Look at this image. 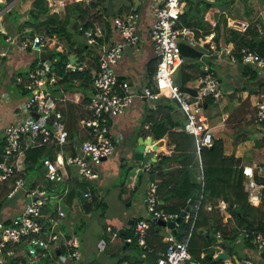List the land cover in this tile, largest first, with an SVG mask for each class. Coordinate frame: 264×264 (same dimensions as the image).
I'll return each mask as SVG.
<instances>
[{
  "label": "built area",
  "instance_id": "2783aa9c",
  "mask_svg": "<svg viewBox=\"0 0 264 264\" xmlns=\"http://www.w3.org/2000/svg\"><path fill=\"white\" fill-rule=\"evenodd\" d=\"M56 1L63 3L76 0H52L51 6H55ZM6 4L7 0H0V59L8 55L9 45L13 42H17L16 46L20 49L30 48L36 52L47 50L51 39H54L53 46L61 47L60 39H55V36L8 35L2 19ZM181 7L182 0H159L152 6L153 18L149 36L156 57V65L150 86H134L126 79H118L114 69V65L122 57L124 47L136 46L140 40L137 25L139 13L136 10H129L110 16V23L119 33L121 40L101 50L97 68L89 84L81 87L88 88V114L79 121V126L85 131V138L78 140L73 155L62 154L61 147L68 142V131L56 100L42 88L43 85L54 83L60 76L46 62L41 61L27 70L26 81L19 76L16 77V82L23 84L27 95L17 104L19 106L17 117L6 123L0 133V185L11 182V187L5 194L6 198H11L16 192L22 190L27 200L19 213L0 216V264L13 262L31 264L41 256L47 257L54 264H76L82 258L81 236L77 232L64 234L56 228V218L49 222L48 227H44L41 217L43 205L49 197L48 191L45 188L27 186L22 175L15 176L17 172L24 173V170L12 161L22 153L25 147L48 143L59 148L54 158L45 157L42 160L44 178L47 181L54 184L63 181L67 167H74L75 174L81 182L94 179L98 176L94 167L102 159L110 156L115 149V141L110 132L112 120L124 113L136 99H140L149 109H156L160 97L165 95L173 99L183 112L184 120L179 129L194 136L198 152L201 147L209 146L213 141L203 112L204 100L209 97L217 101L224 93L212 69V61L225 54L231 62L241 61L253 69L264 71V57L254 50L241 47L237 57L238 54H235L233 46L225 45L218 49L216 44L210 42L208 35L198 40L189 26L180 23ZM83 34L87 45L96 43L98 36L96 29L88 27L84 29ZM202 41L208 43V46H203ZM181 42L199 49L200 56L206 57L200 64L194 94L189 93L188 89H181L177 83L178 80L173 79L174 70L186 59L181 54L179 47ZM11 48H14L13 45ZM65 68L75 70V68L80 69L81 66L67 62ZM71 80L78 85L76 78ZM0 96L7 97L8 89L1 92ZM254 106V120L264 128L263 94L255 99ZM32 112L38 113L39 116L34 118ZM243 174L247 177L244 189L247 191L248 201L256 205L261 199L262 185L254 181L250 169L243 168ZM156 187L154 180L146 183L143 199L146 215L137 218L132 227L136 243L143 248L146 247V235L151 221L173 220L178 215L156 206ZM65 191L66 188L63 194ZM83 195L87 199L90 198L89 191H85ZM61 199L62 197H59L57 201V217L64 215ZM186 202L190 203V197L186 199ZM205 208L208 210L215 208L225 219L229 217L227 203L223 200H218L214 207L206 204ZM163 227L167 229L162 236L164 248L159 251L154 264H194L187 248V240L178 239L171 229ZM117 230L106 225V231L111 240L117 235ZM249 235L255 248L263 251L264 233L242 229L237 238L242 239ZM216 236L219 237V233H216ZM126 240L129 242L130 238ZM21 243L24 246L20 250L16 251L12 248V245ZM105 244L104 238L99 237L96 248L104 250ZM243 263L251 264L248 260H244Z\"/></svg>",
  "mask_w": 264,
  "mask_h": 264
},
{
  "label": "crops",
  "instance_id": "0c3cea01",
  "mask_svg": "<svg viewBox=\"0 0 264 264\" xmlns=\"http://www.w3.org/2000/svg\"><path fill=\"white\" fill-rule=\"evenodd\" d=\"M31 1L32 0H7V4L4 5L5 8L2 12V19L8 35L11 36L19 34L21 37L29 36L27 35L28 28L27 26H24L23 23L27 19ZM46 1L51 11L60 5V7L56 9V12L61 14H63V5L65 3H69V1H64L63 3L56 1L54 5L57 6L52 8L50 6L52 0ZM157 1L159 0H111L113 15L127 12L132 10L133 7H135L136 11L139 13L137 25L140 34V40L136 46H125L121 59L114 65L118 79H126L134 86H150L152 84V74L156 65V57L154 55L152 42L149 36V30L150 23L153 18L151 11L152 6H154ZM205 1L211 3L212 7L205 10L202 25L204 29L210 30L207 35L210 37V42L216 44L218 49L223 48L225 45H227V43H230V41L226 42L225 40L226 35L223 30L224 24V27L227 28L243 29L244 27H249L252 30L255 27V29L258 28V30L264 32V7H261L259 14L256 13L253 10L254 7H252L250 15L246 14L245 18L240 20L230 17V10L237 5L236 1ZM106 2L107 0L105 1V7ZM251 2L254 4L253 0H251ZM96 10V13L92 12L90 14L92 22L91 24L87 25L86 28L90 27L96 29L98 31V36L96 38V43L92 46H89L88 52L85 53V51H83V53H78L77 44H79L84 49H87L88 47L83 33L71 32L70 42L67 41L69 46L73 49V53L76 56L79 65L82 66H90L94 59L92 58V54L96 55L98 60L99 53L102 49L121 40L119 33L112 27L110 23V15L107 14V11L102 12L99 11L100 9ZM16 13H18V21L16 20L15 16ZM247 16L248 18H246ZM83 22L84 21H81V23ZM215 24L220 25V29H216L214 26ZM80 26L82 25H79L78 28ZM201 29L202 28L198 29V31ZM78 36H80L82 40H79ZM216 37L217 40H215ZM55 39L58 40L59 38L55 36ZM53 41L54 39H51L49 44L50 47L45 50L46 52L50 53V58L51 53L54 51H64L68 56L62 39H60L61 47L58 45L53 46ZM16 44L17 42L10 43L8 55L0 59V94L1 92L8 89V99H11V101L8 102L7 107L1 100V98L4 97L0 96V133L2 132V128L5 123L10 122L17 117V110L15 109L16 101H22L27 95L23 84L16 82V77L19 76L24 81L23 74H26L27 70L32 67V64L42 61L38 58V53L40 51L35 52V50L33 51V49L30 48H27L28 50L20 49L16 46ZM11 45H13L14 48H11ZM82 54L84 56L83 59L80 60V55ZM199 58L200 57H198V60L196 61L201 64L203 60ZM211 66L217 75L220 86L224 92L222 98L219 100L207 101L206 104L203 103V112L206 116V122L209 130L212 133L213 139H222L224 153L233 154L235 157L239 158L242 167L247 168V170L250 169L252 176L253 174L263 176L264 154H260L254 147V140L252 138L253 132H250L253 131L255 125L258 126L254 120V101L259 97L260 94L264 95V71L260 69H253L241 61L231 62L229 57L225 54H222L217 60L212 61ZM198 73L196 74V78ZM195 86L196 80L194 83L192 82V85H188V87H191L188 89H194ZM81 87V85H76V83H73L71 80L70 82L63 84H46L44 90L47 92V94H49L50 97L56 100L57 107L60 109V112L63 116L65 126L67 124L70 126L69 128L71 130H76L77 135H84L83 137H85V131L79 126V121L88 114V92H86L85 87ZM166 104H170L171 106L173 105L170 115L178 125L175 127V129H179L184 120L183 112L173 99L162 95L159 99V105ZM154 110L155 109H149L140 99H136L124 113L115 117L112 120L110 126L111 134H114V136L118 139L117 142L115 141L114 152L110 155V157L108 156L107 158L102 159V161L96 167H94L98 173L96 178L83 181L86 183L88 189L91 187L93 188L94 186L102 187L104 184H108L110 181V187L112 186V189L109 190L110 187L106 186V189H102L100 192V202H106L107 206H109V202L118 204L121 202L127 203V201H129V203L132 204L133 200L136 210L135 213L129 214L128 212L121 210L118 213L112 214L115 218H112L113 222H109L108 219L105 222V225L107 226L109 225L117 229L123 228V226L128 225L127 221L132 219V217H141L146 215L143 199L145 185L148 181V172L143 173L138 186H136L133 184V176L130 178L131 181L127 182L126 176L123 175L121 169L123 170L125 166H128L129 161L127 163V159L129 160L130 156H132L133 147L137 143L136 141L139 134H143L145 137L150 136L152 139V143L149 145L148 150L150 156H154L156 160L153 161L151 168L161 162V155L163 153H169L171 151V145L168 144L166 136L155 139L148 132L150 121L162 117L166 112V109L163 108H161L159 111ZM259 127L261 128V126ZM261 129L264 130L263 127ZM243 133H248V137L243 136V139L240 138V140L234 144V136L237 137V134ZM119 143H122L124 146L122 150H118ZM152 147H154V149H151ZM110 158L111 160H109ZM157 159L160 161L158 162ZM138 166L141 167V164ZM28 175L30 180L27 182L26 177ZM37 175H39L41 178H37ZM23 177H25L24 179L28 184L27 186L45 188L47 191H49L47 187L50 184L52 185V183H49L44 178L43 168L32 173L24 172ZM68 177L78 179L77 175L75 174L74 167H67L64 180L60 181L59 183H55L54 186L56 185L57 188L60 189L61 187L66 188ZM113 181L115 182L113 183ZM246 181L247 177L244 176L243 184ZM134 188L137 190L136 195H132V190ZM19 192L24 197L16 198L14 201L12 198L15 195L11 198H6V193L4 194L5 199L0 208V216H11L21 211L27 199L25 198L24 192L22 190ZM59 193L62 196V192ZM128 196H131L130 199L125 200ZM63 201L64 200L62 198L61 203ZM74 203V205H66L63 202L62 209L64 211V215L61 217L57 218V216L49 215L44 216L43 214V218L46 219L48 223L46 227L49 226V222H51L53 218H56V228L66 235L73 232L76 233L75 227H77L82 222L80 218L88 216L91 210L84 211L81 207V202L77 199L74 201ZM227 219L228 218L225 219V217H223L222 221L224 222ZM228 225H234L231 217L229 218ZM166 231L167 229L163 227L162 233H165ZM106 233L109 236L107 231ZM99 237H101V235L98 236L97 239ZM216 241L219 243L220 239L216 238ZM23 246L24 244L21 243L19 245H12V248L18 251L23 248ZM95 247L94 252H96V250L98 251V249ZM207 248H212L214 258L217 252L224 249L223 245L220 243L208 244ZM234 249V253L232 255L229 253V258L227 260H223L226 264H243L244 260L250 261L251 264H264V250L258 251L255 246L245 244L243 239L236 238L234 242ZM82 251L83 250L81 249V252ZM203 254L204 251L201 252V255ZM91 257L92 255H89V251H84V253L82 252V259L89 260ZM100 259L109 261L111 260V257L108 254H102ZM119 264L127 263L123 261Z\"/></svg>",
  "mask_w": 264,
  "mask_h": 264
},
{
  "label": "trees",
  "instance_id": "16d2710c",
  "mask_svg": "<svg viewBox=\"0 0 264 264\" xmlns=\"http://www.w3.org/2000/svg\"><path fill=\"white\" fill-rule=\"evenodd\" d=\"M105 1L76 0L65 3L63 5V14H61L51 11L46 0H32L27 19L23 25L28 28L27 35L56 36L59 39L65 38L70 42L71 32L83 33L87 25L91 24L90 14L92 12L96 13V9L106 12ZM220 1L223 2L224 0ZM228 1L234 2L235 0ZM182 2L183 9H181L179 15L180 23L189 26L196 38L202 40L203 36L210 31L204 29L202 23L205 10L212 7L211 3L205 0H199L198 2L196 0H182ZM259 3L262 4L261 7H264V0H259ZM81 21L84 22L81 23ZM79 25L82 26L78 28ZM224 25L225 40L226 42L230 41L227 45L233 46L235 54H238L237 57H239L238 51L241 47L254 50L264 57V32H261L258 28L255 29V27L251 30L249 27L237 29L227 28ZM214 26L216 29H220V25L215 24ZM199 27L202 28L200 31H198ZM215 40H217V37ZM202 45L208 46V43L202 41ZM89 46L92 45H88L87 49H84L77 44L78 53H83V51L87 53ZM80 56V60H82L84 55ZM92 58L94 59L90 66L80 65V69L68 70L65 68L68 62L67 54L64 51L52 52L50 68L60 76L54 83H68L71 79L76 78L78 79V85H88L97 68L96 55L92 54ZM196 60L198 59L186 58L179 66L177 83L181 89L191 88L188 85H192V82H195L196 74L200 71V63ZM34 64L36 63H33L32 66ZM23 75L26 81L27 76L26 74ZM24 90L27 93V90ZM190 93L192 92L190 91ZM212 100L207 97L204 100V104ZM161 108L166 109V112H161L164 113L162 117L150 121L148 132L155 139L166 136L168 144L171 145V151L163 153L161 162L154 165L147 173L148 181L154 180L157 184L156 206L178 215L182 211L184 212L175 226V235L180 240H187V248L194 264H226L222 259H215L212 248H207V246L212 243L219 244L216 238L220 240L226 239L229 242V253L232 255L235 250L234 242L240 230L261 231L264 233V175L253 174L254 181L261 184L262 188L259 203L256 205L251 204L248 201L247 191L244 189L243 167L239 158L233 154L224 153L222 139L214 138L211 145L201 147L197 152L194 136L183 129H175L178 125L170 115L173 105L158 104L154 111H159ZM256 124L258 126L255 125L250 133L253 132L254 147L260 154H264V130L261 129L260 123L256 122ZM69 127L66 124L68 142L61 147L64 156L73 155L76 151L75 146L78 140L85 138L83 137L84 135H77L76 130H71ZM243 136L248 137V133L237 134V137L234 136L233 138V143L238 142L240 138L243 139ZM58 149L57 146L48 143L27 146L12 162L19 167H23L26 173L36 172L42 168V160L45 157L54 158ZM18 175L23 176L24 173L17 172L15 176ZM199 176L201 178H198ZM140 180L136 186H138ZM10 187V181L0 186V208L5 199L4 194ZM47 188L49 197L43 205L41 217L45 227L48 223L43 218V214L44 216H57V201L59 197L63 198V202L66 205H74V201L76 199L79 200L84 211H90L98 198L92 187L88 189L85 182L72 177L67 179V187L64 194L63 190L65 188H57L54 183L48 185ZM135 188L132 190L133 192ZM85 191H89V199L84 197L83 193ZM59 192H62V196ZM130 197L128 196L125 200L130 199ZM188 197H190V203L187 204L186 199ZM218 200H223L227 203V211L233 220V226L228 225L230 217L223 222V216L217 209L208 210L205 208L206 204H211L214 207ZM137 218L139 216L132 217V222L123 226V233L118 229L117 235L112 240L107 235L106 225H104V231L101 234V237L106 242L104 250L96 251L89 260L81 258L76 264H119L123 261L127 264H154L159 251L164 248L162 226L156 222H150L146 235V247L143 248L136 243L133 236L132 227ZM82 225L83 221L78 225L79 229L82 228ZM77 227H75L76 232L78 231ZM216 233H219V237H216ZM127 238H130L129 242L126 240ZM250 238L251 235L242 239L245 244L254 246ZM202 251H204L203 255H201ZM102 254H108L111 260H101L100 256ZM12 264H15V262ZM31 264L54 263L47 257L41 256L36 262Z\"/></svg>",
  "mask_w": 264,
  "mask_h": 264
},
{
  "label": "rangeland",
  "instance_id": "374dc122",
  "mask_svg": "<svg viewBox=\"0 0 264 264\" xmlns=\"http://www.w3.org/2000/svg\"><path fill=\"white\" fill-rule=\"evenodd\" d=\"M235 1H236L237 5L230 10L231 11L230 12L231 18L240 19V20L245 18L246 14L250 15V12L252 11V7H254L253 10L256 13L259 14V12H260L262 4L259 3V0H253V3L255 5L252 4L251 0H235ZM55 6H57V5H55ZM55 6L52 5L51 7L54 8ZM58 7H60V5ZM58 7H56V9ZM181 9H183V4H182ZM15 16H16V20L18 21V19H19L18 13H16ZM246 18H248V16ZM78 37H79L78 38L79 40H82V38L80 36H78ZM0 40H1V38H0ZM26 50H28V49H26ZM200 59L204 60V59H206V57L204 55H202V56H200ZM35 60H37V59H35ZM86 92H88L87 88H86ZM1 100L5 103V105L7 107H8V102L11 101V99H8V96L1 98ZM18 103L19 102L17 100L16 105H15V109L17 111L19 110V106L17 105ZM112 138L114 139V141H116V142L118 141V139L114 136V134L112 135ZM123 148H124L123 144L119 143L118 150H120V149L122 150ZM109 160H111V158ZM127 163H128V159H127ZM121 171H122V169H121ZM37 178L40 179L41 177L39 175H37ZM26 180H27V182L30 180L29 175L26 177ZM27 182H26V184H27ZM114 182L115 181H113V183ZM106 186L110 187V181L108 184H104L102 187H97V186L93 187L94 192H95L96 196L98 197L97 201H95V203H94L91 211L89 212L88 216H85V217L80 216V217H83V218H80L83 221L82 228L79 229V226L77 227L78 228L77 234L79 236H81V238H82V246H81V249L83 250L82 252L84 253V251H89V255H92V256L95 253L94 252L95 241H96L97 237L103 233V231H104L103 226L105 225V222L108 219H109V222H113L112 218H115V217H113L112 214L118 213L121 210H124V211L128 212L129 214L130 213L133 214L136 211L135 207H134L133 200H132V204H130V203L127 204L126 202H121L118 204L113 203V202H109V206H107L106 202L104 203V201H102V203H101L100 202V200H101L100 199V192L102 191V189H106ZM111 189H112V186L109 188V190H111ZM136 194H137V190L132 192V195H136ZM23 197L24 196L21 195L20 192H16V194L12 198V200L14 201L16 198H23ZM162 229H163V227H162Z\"/></svg>",
  "mask_w": 264,
  "mask_h": 264
},
{
  "label": "water",
  "instance_id": "95a60500",
  "mask_svg": "<svg viewBox=\"0 0 264 264\" xmlns=\"http://www.w3.org/2000/svg\"><path fill=\"white\" fill-rule=\"evenodd\" d=\"M199 0H196V2H198ZM136 5V2H135ZM132 10H136L135 7H133ZM106 11L107 14H109L110 16L113 15V11H112V7H111V0H107L106 2ZM63 41V45L65 47L66 52L68 53V61L71 64H75L78 65L79 62L77 61L76 56L73 53V49L69 46L67 40L65 38H62ZM179 47L181 50V54L183 56H185L186 58H198L201 55V51L193 46H190L186 43H179ZM38 58L44 62H46L48 65L51 64L50 61V53L46 52V51H40L38 53ZM178 70L179 67H177L174 72H173V79L175 81L178 80ZM45 85L42 86V88L44 89ZM189 91H191L193 94L195 93V90L192 89H188ZM32 115L34 116V118H37L39 116L38 113L36 112H32ZM136 145L133 147V153L132 156H130L129 164L128 166H125L124 169L122 170V173L124 176H126V181L130 182L131 181V177L133 176V184L136 185L137 182L140 180V178L142 177L144 172H148L151 169L152 163L153 161L156 160V158L154 156H150L149 154V145L152 143V139L150 136H143V134H139L137 137V141H136ZM151 149H154V147H152ZM158 162L160 161L159 159H157ZM141 164V167H139L138 165ZM127 203H129V201H127ZM183 211L180 215H177L173 220H163V219H157L155 220V222L161 226H166L167 228L171 229V231L173 233H176V224L180 221L182 215H183ZM132 222V219H129L127 221L128 224H130ZM119 230L123 233L124 229L123 228H119ZM214 231H216V229H214ZM219 243L221 245H223L224 249L220 250L219 252L216 253L215 258L216 259H222V260H227L229 258V242L226 239H221L219 241ZM58 253V250H57Z\"/></svg>",
  "mask_w": 264,
  "mask_h": 264
}]
</instances>
